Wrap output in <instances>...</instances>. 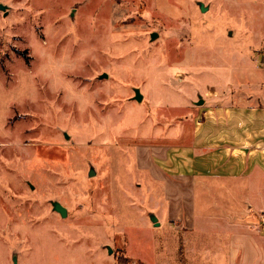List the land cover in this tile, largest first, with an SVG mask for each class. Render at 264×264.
I'll list each match as a JSON object with an SVG mask.
<instances>
[{
  "label": "rangeland",
  "instance_id": "obj_1",
  "mask_svg": "<svg viewBox=\"0 0 264 264\" xmlns=\"http://www.w3.org/2000/svg\"><path fill=\"white\" fill-rule=\"evenodd\" d=\"M0 5V264H160L162 254L178 264L179 247H204L185 239L188 220L159 215L191 199L169 160L209 117L256 121L264 138V81L250 62L259 55L264 67V47L243 8ZM65 59L70 71L56 63Z\"/></svg>",
  "mask_w": 264,
  "mask_h": 264
},
{
  "label": "crops",
  "instance_id": "obj_2",
  "mask_svg": "<svg viewBox=\"0 0 264 264\" xmlns=\"http://www.w3.org/2000/svg\"><path fill=\"white\" fill-rule=\"evenodd\" d=\"M236 2L244 12L250 11L242 16L251 18L248 32L257 40L253 46L264 47V0ZM260 59L258 55L250 60L251 79L259 82L264 81ZM219 118L210 121L209 117L192 132L191 144L186 149L179 146L182 153L170 158L172 178L187 185L191 199L179 202L180 206L169 203L159 218L169 213L173 220H188L184 238L194 245L206 244L177 249L173 256L178 264H264V235L258 227L264 214V138L258 137L256 121ZM165 256L161 255L160 264H169Z\"/></svg>",
  "mask_w": 264,
  "mask_h": 264
},
{
  "label": "water",
  "instance_id": "obj_3",
  "mask_svg": "<svg viewBox=\"0 0 264 264\" xmlns=\"http://www.w3.org/2000/svg\"><path fill=\"white\" fill-rule=\"evenodd\" d=\"M3 8L4 7L2 5H0V10H3ZM201 10H203V9L201 8ZM154 38H155L154 35H152L151 40H153ZM101 78H106V75H102ZM141 99H142V96L139 94L138 90H135V100L137 102H140ZM201 103L202 102H199L198 105ZM53 209L55 212L59 213L62 218L66 216L65 208H63L59 203H54ZM13 264H17L16 258L13 259Z\"/></svg>",
  "mask_w": 264,
  "mask_h": 264
},
{
  "label": "clouds",
  "instance_id": "obj_4",
  "mask_svg": "<svg viewBox=\"0 0 264 264\" xmlns=\"http://www.w3.org/2000/svg\"><path fill=\"white\" fill-rule=\"evenodd\" d=\"M58 66H61L62 71H70L71 68L69 66V62L65 59L63 60V62L61 63L60 61L56 62Z\"/></svg>",
  "mask_w": 264,
  "mask_h": 264
},
{
  "label": "trees",
  "instance_id": "obj_5",
  "mask_svg": "<svg viewBox=\"0 0 264 264\" xmlns=\"http://www.w3.org/2000/svg\"><path fill=\"white\" fill-rule=\"evenodd\" d=\"M183 248L182 247H179V251H181Z\"/></svg>",
  "mask_w": 264,
  "mask_h": 264
}]
</instances>
